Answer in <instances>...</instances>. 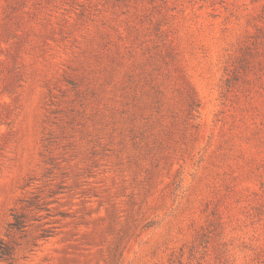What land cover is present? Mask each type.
Returning <instances> with one entry per match:
<instances>
[{"label": "rangeland", "instance_id": "rangeland-1", "mask_svg": "<svg viewBox=\"0 0 264 264\" xmlns=\"http://www.w3.org/2000/svg\"><path fill=\"white\" fill-rule=\"evenodd\" d=\"M0 264H264V0H0Z\"/></svg>", "mask_w": 264, "mask_h": 264}]
</instances>
